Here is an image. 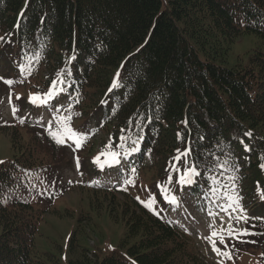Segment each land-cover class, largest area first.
Here are the masks:
<instances>
[{
	"label": "trees",
	"instance_id": "16d2710c",
	"mask_svg": "<svg viewBox=\"0 0 264 264\" xmlns=\"http://www.w3.org/2000/svg\"><path fill=\"white\" fill-rule=\"evenodd\" d=\"M246 33L264 44V0H0V63L15 68L13 103L23 89L46 91L63 73L66 106L112 134V151L120 153L139 138L140 159L155 157L160 177L166 176L164 162L179 154L184 160L170 170L176 177L195 167L199 175L191 190L213 194L216 185L231 183L235 195L256 202L251 193L264 191V49L239 66L217 62ZM26 51V58H18ZM29 64L31 74L22 73L19 65ZM117 78L119 87H113ZM51 100L60 104L64 97ZM15 127L0 120V130ZM11 130L14 150L22 152L0 164V264H59L36 252L35 236L49 209L28 197L8 198L47 161L38 159L41 139L24 147L21 131ZM46 140L60 149L47 133ZM78 184L122 209L127 231L101 259L71 264H210L186 230L145 207L129 186L103 180L71 188ZM141 184L149 192L156 184L165 188L162 182ZM108 211L119 221L117 210ZM259 232L264 235V228ZM257 255L264 264V255Z\"/></svg>",
	"mask_w": 264,
	"mask_h": 264
},
{
	"label": "rangeland",
	"instance_id": "374dc122",
	"mask_svg": "<svg viewBox=\"0 0 264 264\" xmlns=\"http://www.w3.org/2000/svg\"><path fill=\"white\" fill-rule=\"evenodd\" d=\"M258 49H264L262 40L257 34L246 33L228 45L224 56L218 57L217 62L227 67L246 64L250 54ZM28 53V51L22 52L18 58H26ZM0 67H2L0 76L5 77L0 84L1 94L4 93V97L0 100V120L11 121L17 126L0 130V161L8 160L22 152H19L17 148L14 150L11 129L21 131L20 136L24 147L27 143L34 147L36 141L33 138L41 139L42 152L38 155L39 158L36 156L35 159L47 160L45 170L28 174L24 179L27 184L18 186L19 188L15 189L8 197L10 199L28 197L33 201L35 207L49 209L41 220L35 236L38 255L45 254V258L50 262L71 264V261H83L85 257L101 259L112 247L119 245L127 231L121 214L122 209L113 204L108 197L89 191L86 187H81V184L71 188L75 183L85 182H95L100 186L99 184L104 180L109 186L122 185L121 187L126 190L129 186V189L134 191L136 199L141 197L145 202H150V198H154V211L161 216L169 217L186 230L191 235L198 251L205 254L210 264H258L257 252L264 255V235L259 232V229L264 228V205L258 204L262 200L263 189L258 193H251L253 197L256 196V202L253 199L248 200L246 195L238 192V196L241 198L239 206L229 199L230 196L233 198L237 196L233 192L237 189L231 183L216 185L213 194L208 190L188 189V186L192 187L194 183L181 185L179 183L180 176L173 177V172L170 170L171 165L177 166L184 160L179 154H175L173 158L164 162L163 170L165 167L167 178L164 175L160 177V169L156 166L157 159L153 156L147 155L145 159H142L143 164L137 165L138 160H133L134 162L131 164L129 159H132L131 154L138 149L139 140H135L133 147L118 157L119 164L109 167L105 163L101 169L94 159L104 152L106 146L112 141L110 134L103 131L97 133L95 131V128L99 127L97 123L89 116H83L80 111L65 106L67 102L65 99L60 104L52 103L50 100L46 105H36L30 99L34 93L29 89H23L25 92L21 95V100L16 104L13 103L10 96L17 94V91L13 90L12 85L9 86L5 81L16 77L15 68H10L6 63H0ZM48 72L49 70H45L46 76ZM60 85L63 90L60 91V88H57L59 95L64 92V88L67 89L65 87L67 82ZM13 105L18 109L15 113ZM60 116L70 117V127L87 135V140L82 147L75 148L74 142L68 139L65 144L57 143L60 149L49 145L46 133L49 134L50 129L52 131L60 130ZM93 137L95 140L90 146ZM77 157L79 165L76 163ZM176 157L180 158L176 159ZM100 159L101 162L107 160L103 156H100ZM124 172L126 177H136L132 180L134 183H127V186H123L125 185ZM95 175H97L96 178ZM221 175V178L228 181L225 174ZM216 181L223 183L219 179ZM139 182L148 185L157 182L164 183V187L170 189L172 195L175 191L178 192L175 196L179 198V203L172 204L173 208H170L159 184L151 187L150 191L152 192H149ZM181 187H184L185 191L180 192ZM158 192L162 195L165 206L159 203ZM119 196L123 198L122 194ZM49 201H51L50 204ZM240 207L244 209L243 213L240 212ZM109 208L112 212L117 210L119 221L110 215ZM225 209L227 210L225 211ZM245 213L248 217L247 222L236 219ZM257 214L260 216H256ZM229 224L236 229H248L250 232L256 233V235L241 236L237 241H232L235 237L225 235L228 248L232 252L231 259L218 256L206 239L214 230H220L222 226L227 228ZM73 238L75 241L72 242ZM217 246L224 250V246L219 243L218 239ZM96 250L99 253L94 254Z\"/></svg>",
	"mask_w": 264,
	"mask_h": 264
},
{
	"label": "snow or ice",
	"instance_id": "6c2138e0",
	"mask_svg": "<svg viewBox=\"0 0 264 264\" xmlns=\"http://www.w3.org/2000/svg\"><path fill=\"white\" fill-rule=\"evenodd\" d=\"M4 37H0V40H3ZM21 72L22 73H27V74H31V65H19ZM0 79H3L2 77H0ZM23 81H21L22 83ZM63 81V73H61L60 75H58L57 80L53 81L52 87L50 88V90L46 93L40 94V93H36L31 95L30 99L31 102L33 104L36 105H46L48 104V102L53 99L54 96L58 95V91H57V87L58 85L62 84ZM6 84H8L9 86L13 85L14 83H16V81H12V80H7L5 81ZM113 87H119V80L117 78V80L114 82ZM60 91H62L63 89L60 88ZM19 99V97H17ZM16 111H18V109L15 107V105H13V112L15 113ZM71 118L70 117H66V116H60L59 120L61 123V128L58 131H52L51 129L49 130V135L56 141V143L58 144H65L66 143V139L68 140H72L74 142L75 148H80L82 147L83 143L86 142L87 140V135L84 133H79L77 131H75L73 128L70 127L69 125V120ZM22 122V121H21ZM246 136H251V132L245 133ZM111 145H107L106 146V150L102 153H100L97 157H95L94 162L101 168L103 169V167L105 166V163L110 167L114 164H119L120 160H119V156L120 153L112 151L111 150ZM121 147H123V145H121ZM245 149L246 150H250L248 149V146L245 145ZM100 156H106L108 157V159L105 162H101ZM180 157H176V159H179ZM261 159H264V157H261ZM4 161H0V164H3ZM76 163L77 165H79V158H76ZM227 163V162H225ZM261 167H264V165H261ZM133 172H135V169H133ZM199 175V173L197 172L195 167H189L184 174H182L180 176V180L179 183L181 185H191L193 183H195L194 177ZM233 179H235V177H233ZM126 183H134V181L129 180L126 181ZM162 191H164L165 193V199L173 204V205H177L179 203V198L175 195L171 194V190L170 189H162ZM230 200H233V202L235 204H237L239 206V200L241 199L239 196H236L235 198L233 197H229ZM261 199H264V192L261 193ZM142 203L145 204V207H148L150 209H152L154 211L153 208V204L155 203L154 198H150V202H143ZM229 207H231V205H229ZM227 209H225L226 211ZM240 212H244V209L242 207L239 208ZM158 214V213H157ZM237 220H244L245 222L248 221V217L246 215V213L243 216L237 217ZM225 235L227 237H235L237 239H239L241 236H246V235H256V233L250 232L248 229H236L234 228L231 224L228 225L227 228H224L223 226L221 227L220 230H214L212 232V234L209 237H206V239H208L209 243L212 246V250L214 252H216V254L218 256L221 257H226L228 259L232 258V252L231 250L228 248V244L225 240ZM217 239L219 240V243L221 245L224 246V250H222L220 247L217 246ZM241 242H245V241H241ZM254 243V241H252ZM234 247V245H233ZM134 264V262H133Z\"/></svg>",
	"mask_w": 264,
	"mask_h": 264
}]
</instances>
